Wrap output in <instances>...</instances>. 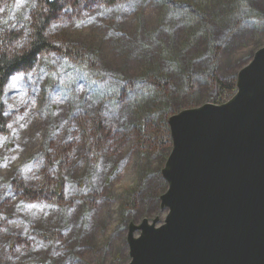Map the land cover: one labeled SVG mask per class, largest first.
<instances>
[{"label": "rangeland", "instance_id": "374dc122", "mask_svg": "<svg viewBox=\"0 0 264 264\" xmlns=\"http://www.w3.org/2000/svg\"><path fill=\"white\" fill-rule=\"evenodd\" d=\"M36 8L0 0L12 52L27 47ZM64 8L44 29L52 48L1 90L0 264H127L129 225L165 216L167 118L219 104L211 77H234L264 45V0ZM47 181L56 201L23 196Z\"/></svg>", "mask_w": 264, "mask_h": 264}, {"label": "water", "instance_id": "95a60500", "mask_svg": "<svg viewBox=\"0 0 264 264\" xmlns=\"http://www.w3.org/2000/svg\"><path fill=\"white\" fill-rule=\"evenodd\" d=\"M234 79L168 117L165 216L129 225L127 264H264V46Z\"/></svg>", "mask_w": 264, "mask_h": 264}, {"label": "trees", "instance_id": "16d2710c", "mask_svg": "<svg viewBox=\"0 0 264 264\" xmlns=\"http://www.w3.org/2000/svg\"><path fill=\"white\" fill-rule=\"evenodd\" d=\"M89 0H37V8L35 9V15L33 21L30 23V39L28 41L27 47L21 49L17 52H12L9 47L12 39H16L17 35L10 34L9 36H4L0 41V99H1V90L5 85L8 77L17 71L27 70L29 69L34 60L35 56L40 52L45 50H50L52 45L49 43L48 39L45 37L44 29L48 25V23L55 18V15L60 14L65 6H70L73 8H77V6L81 3L88 2ZM97 1V0H96ZM107 3H113L118 0H98ZM67 53V52H66ZM213 83L217 86L219 90V97L228 95L230 97L235 90V79L234 77H229L227 79L220 78L217 74H214L212 77ZM186 79H190V76L187 75ZM215 98L216 102L219 101L220 98ZM227 97V98H228ZM217 100V101H216ZM2 111V106L0 103V115ZM4 127V121L0 116V129ZM99 129V127H98ZM162 135L169 139V130L168 127L162 129ZM98 130L95 131L96 137H94V142L97 143L96 147H102L104 145V137L99 135ZM161 130H159L160 132ZM158 132V133H159ZM53 182H46L36 189L35 191L31 189L23 188V196L27 199L29 198H40L47 196H54L52 199L56 201L60 196L59 192L56 190L60 189L59 185H53ZM47 195V196H46ZM58 196V197H57Z\"/></svg>", "mask_w": 264, "mask_h": 264}, {"label": "bare ground", "instance_id": "6f19581e", "mask_svg": "<svg viewBox=\"0 0 264 264\" xmlns=\"http://www.w3.org/2000/svg\"><path fill=\"white\" fill-rule=\"evenodd\" d=\"M263 46H264V45H263ZM261 47H262V46H261ZM258 49H259V48H258ZM240 69H241V68H240ZM240 69H239V70H240ZM239 70H238V71H239ZM238 71H237V72H238ZM236 74H237V73H236ZM236 74L234 75V78H235ZM232 77H233V76H232ZM183 109H185V108H183ZM180 110H182V109H180ZM172 114H173V113H172ZM172 114H171V115H172ZM167 119H168V118H167ZM166 122H167V121H166ZM153 219H154V218H153ZM153 219H152V220H153ZM163 219H164V218H163ZM160 221H161V220H160ZM128 262H129V261H128ZM128 262H127V263H128Z\"/></svg>", "mask_w": 264, "mask_h": 264}, {"label": "snow or ice", "instance_id": "6c2138e0", "mask_svg": "<svg viewBox=\"0 0 264 264\" xmlns=\"http://www.w3.org/2000/svg\"><path fill=\"white\" fill-rule=\"evenodd\" d=\"M13 79H19V77L17 76V77H14Z\"/></svg>", "mask_w": 264, "mask_h": 264}]
</instances>
